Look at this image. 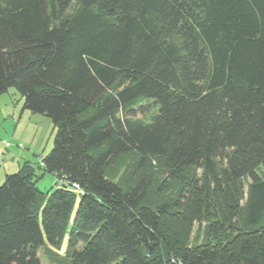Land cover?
Masks as SVG:
<instances>
[{
    "label": "trees",
    "instance_id": "1",
    "mask_svg": "<svg viewBox=\"0 0 264 264\" xmlns=\"http://www.w3.org/2000/svg\"><path fill=\"white\" fill-rule=\"evenodd\" d=\"M9 87L51 119L38 164L60 184L41 191L29 162L5 174L0 264H40L41 247L65 264H264V0H0ZM140 99L157 106L149 122L132 118ZM125 153L136 161L116 181ZM160 161L175 177L202 169L190 199L151 194Z\"/></svg>",
    "mask_w": 264,
    "mask_h": 264
},
{
    "label": "rangeland",
    "instance_id": "2",
    "mask_svg": "<svg viewBox=\"0 0 264 264\" xmlns=\"http://www.w3.org/2000/svg\"><path fill=\"white\" fill-rule=\"evenodd\" d=\"M125 81L119 82L115 85V89H120L125 85ZM132 111V118L143 122H149L152 115L156 112L157 106L151 99H140L130 106ZM21 111H24L21 114ZM54 129L51 119L39 113H32L23 109V98L20 93L14 88L9 87L6 92L0 94V148L3 156L0 154V183L3 181L4 173H14L18 169L17 162H29L34 168L36 174L39 176L37 181L38 188L45 192L60 184L59 179L53 174L44 172L39 168V156H45L53 146ZM136 155L134 153H125L115 160L107 169L108 173L116 181H122L129 176L134 163ZM225 160L218 163V168L222 172L225 167ZM160 163V165H159ZM154 162L157 168L153 170V190L151 194L156 193V187H161L164 190V197L174 198L179 193L183 192L186 197L191 198L190 192L193 181L202 184L203 171L200 167L195 170L185 172L184 176H172L167 166L163 162ZM22 165V164H21ZM256 174L264 178V165H260L256 169ZM42 175V176H41ZM221 180V179H220ZM222 182V180H221ZM251 178L243 176L240 179L241 192L243 197L240 199V204H244L247 195V188ZM156 197H160L157 193ZM184 200V199H183ZM72 216L69 222V227L72 222ZM205 221L204 217L196 218L191 222L190 239L191 242H201L204 239ZM69 233L66 231L65 238ZM65 245L62 244L60 248H53L59 257L64 256ZM40 264H65L64 262L56 263L52 258L46 254L45 248L41 247L38 250ZM118 264V263H113Z\"/></svg>",
    "mask_w": 264,
    "mask_h": 264
},
{
    "label": "crops",
    "instance_id": "3",
    "mask_svg": "<svg viewBox=\"0 0 264 264\" xmlns=\"http://www.w3.org/2000/svg\"><path fill=\"white\" fill-rule=\"evenodd\" d=\"M24 113V111H21V114H23ZM1 150H2V148H0V152H1ZM1 154V156H3V154L2 153H0ZM26 162V161H25ZM21 164H23V163H20V162H17V165H18V168L21 166ZM5 174H7V173H4V176H5ZM4 178V177H3Z\"/></svg>",
    "mask_w": 264,
    "mask_h": 264
},
{
    "label": "clouds",
    "instance_id": "4",
    "mask_svg": "<svg viewBox=\"0 0 264 264\" xmlns=\"http://www.w3.org/2000/svg\"><path fill=\"white\" fill-rule=\"evenodd\" d=\"M59 185V184H58Z\"/></svg>",
    "mask_w": 264,
    "mask_h": 264
}]
</instances>
